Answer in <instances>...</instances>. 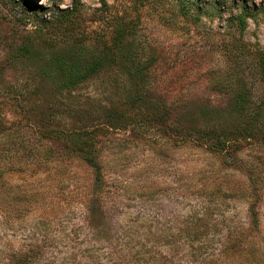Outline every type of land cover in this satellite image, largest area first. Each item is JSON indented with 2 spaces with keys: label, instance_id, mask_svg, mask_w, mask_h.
Segmentation results:
<instances>
[{
  "label": "rangeland",
  "instance_id": "obj_1",
  "mask_svg": "<svg viewBox=\"0 0 264 264\" xmlns=\"http://www.w3.org/2000/svg\"><path fill=\"white\" fill-rule=\"evenodd\" d=\"M57 53L107 64L59 94L41 73ZM127 56L170 107L161 124L127 104ZM261 56L264 0H0V264H264V137L178 142L231 129L235 99L264 124ZM82 126L105 178L93 225L91 168L62 142Z\"/></svg>",
  "mask_w": 264,
  "mask_h": 264
},
{
  "label": "trees",
  "instance_id": "obj_2",
  "mask_svg": "<svg viewBox=\"0 0 264 264\" xmlns=\"http://www.w3.org/2000/svg\"><path fill=\"white\" fill-rule=\"evenodd\" d=\"M188 2H192V0H188ZM237 21L239 22L240 29L243 30L246 25L245 16H239ZM24 50L25 52H30V48L25 47ZM128 57L129 56H127L125 60L122 58L123 65L119 64V67L126 71L128 85L133 88V90H129L128 92L127 104L135 109L139 108V110L148 114L144 117V125L149 127L153 124H161L165 118L164 112L168 113L170 107L162 99L157 100L156 98L155 101H153V97L151 98L149 95L150 89L148 86L151 77L147 74H143L145 66H141L139 62L129 59ZM259 61L262 66H260V75L264 82V59L262 56ZM106 64L107 59L105 57L86 60L80 55L74 56L68 53H57L49 57L44 65H41V73L44 83L53 88V92H59L60 94L61 91H70L79 84L87 81L92 75L102 70ZM129 111L130 114H128L125 119L128 123L132 121L139 122V119L143 118L131 113L130 109ZM229 113L234 119L231 129L227 131L223 130L222 133L210 128V132L205 134L203 130L208 128H193V130H195L194 133L193 130L187 131V133L179 138L180 141L178 142L184 143L194 140V142L204 143L208 146L217 148L224 146V144L229 141L238 142L246 140L249 137H264V124L260 122L262 116L260 110L255 109L254 111H249L242 103L241 99H235L234 104L229 107ZM90 128L89 126H82L75 132H67L65 133L66 139L65 141L62 140V142L63 145L66 144L67 149L77 153L78 158L91 168L94 193L89 197L85 196L84 203L86 205L88 221L93 225L96 224L97 220L99 221L103 218L107 219L108 213L107 207H105V178L97 155L93 153L97 144V135H95V132ZM47 132L50 133V137H54L58 140L60 134L63 133V131L52 128L48 129ZM50 137L48 138L50 139ZM57 143L58 142H56V144ZM8 155L10 156V154ZM7 158L0 155L2 164L7 161ZM2 168L4 167H0V186L5 183L3 180L4 172ZM206 220V213L200 216H194L191 220L193 229L188 232L187 237L190 236V238L194 240L199 239L201 230L206 229L207 225L209 226ZM134 240L135 237H132L131 242Z\"/></svg>",
  "mask_w": 264,
  "mask_h": 264
}]
</instances>
